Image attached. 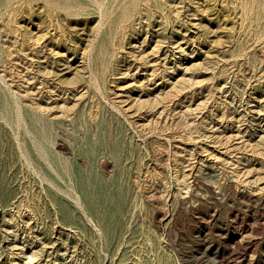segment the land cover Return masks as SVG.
Segmentation results:
<instances>
[{"label": "rangeland", "instance_id": "1", "mask_svg": "<svg viewBox=\"0 0 264 264\" xmlns=\"http://www.w3.org/2000/svg\"><path fill=\"white\" fill-rule=\"evenodd\" d=\"M72 1L0 0V264H264V0H162L184 50L126 29L89 87L116 2Z\"/></svg>", "mask_w": 264, "mask_h": 264}, {"label": "bare ground", "instance_id": "2", "mask_svg": "<svg viewBox=\"0 0 264 264\" xmlns=\"http://www.w3.org/2000/svg\"><path fill=\"white\" fill-rule=\"evenodd\" d=\"M50 1V0H49ZM98 0H96L97 2ZM114 1V0H112ZM60 5L65 2V5L73 2L72 0H52V3ZM117 12L115 16L110 20L109 25L106 26L107 33L104 37H98L96 44L93 46L94 53L88 54L87 66L79 68L76 66L78 71L81 72L80 76L85 79L86 87L92 86L95 82L101 83L104 82L105 69L107 68V60L110 54V48L113 44L121 46L124 43L125 35H127L126 29L134 34V37L144 34L142 42L150 40L154 42L152 46L153 52H159L166 54V51H170L171 54H174V49L184 50L182 44L185 43L191 34L189 28L185 26L184 22L176 26L169 35L164 34V25L160 18L154 16L152 12V7H162V0H115ZM254 2V0H253ZM257 6L263 5L262 0H255ZM110 3V1H109ZM242 3L250 8V4H246V0H242ZM87 2H84L83 5L80 4L79 7L76 6L75 10L68 11V14H77L80 12V8H86ZM67 6H70L67 4ZM264 13V9L260 11L257 10V16ZM107 15H102L100 21L102 24L108 22L106 18ZM187 22V21H186ZM113 26L114 30L117 29V33L112 35L113 29L110 26ZM133 37V36H132ZM110 38V39H109ZM107 42V43H106ZM37 43V42H36ZM166 47V49H164ZM42 49V48H41ZM90 51V49H88ZM87 50V51H88ZM45 54V53H44ZM47 56V55H44ZM70 60V59H69ZM82 65V64H81ZM80 65V66H81ZM33 66V65H32ZM71 64H67L66 61L62 63H57L55 66H52L49 70L42 69L41 66L38 67L39 71H43L46 75H50L51 81L48 83V87L51 89H64L61 87V83L58 81L63 80L65 77L64 71L65 68H70ZM44 67V66H43ZM74 67V66H72ZM46 68V67H44ZM72 69V68H71ZM36 72H38L36 70ZM40 73V72H39ZM48 77V76H47ZM62 78V79H61ZM66 90V88H65ZM69 90V89H67ZM35 122V121H34ZM34 130L36 125L34 124Z\"/></svg>", "mask_w": 264, "mask_h": 264}]
</instances>
